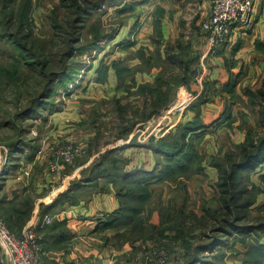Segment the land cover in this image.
<instances>
[{"label": "rangeland", "instance_id": "374dc122", "mask_svg": "<svg viewBox=\"0 0 264 264\" xmlns=\"http://www.w3.org/2000/svg\"><path fill=\"white\" fill-rule=\"evenodd\" d=\"M56 1L35 0V31L44 39L51 38L53 33L50 12ZM130 2L141 3L133 10L118 11ZM209 6L210 0H108L106 5L87 18L86 26L81 31L85 34L86 42L100 29L111 31L117 28V37L99 43L93 51L75 52V57L68 58V62L72 63V67L80 64L79 69L66 81H57L43 105H39L30 114L15 118L19 108L26 105L40 91V80L34 77L35 75L29 71H19L17 75L27 79V86L23 85L18 90L9 87L0 94V197L3 199L9 195L5 190V172L17 174V178H22L24 189L28 192L20 196L26 197L30 194L36 210L40 209L44 201L53 199L76 180L88 174L94 175V168L108 169L115 158L125 161V166L118 164L119 169L122 166L134 168L150 164L151 156L155 164L154 152L145 146L150 139L162 138L179 123L186 121L185 119H192L196 115L192 102H197L201 112L206 104L198 101V94L194 95L198 92L197 89L178 88L175 84L171 88L175 101L171 108L164 110L161 115L150 120H141L134 111H146V108L130 105L146 104L145 95L138 97L137 93L145 92L141 90L142 86L155 81L159 70L168 61L167 49L171 45L170 54H175L181 62L174 67L176 71L171 76L168 72L165 73L163 80L178 83L181 66H189L191 77L194 74L191 79L193 86L199 85V88L209 93L206 85L207 81H211L209 63L220 54L219 50L203 59L208 45L200 20ZM130 42L132 44H129ZM63 46L64 44L60 46L61 49ZM11 49V46L5 45V54ZM5 54H0V60ZM6 57L8 55L0 67L6 65L14 72V61ZM114 61H118L125 68L123 75L124 82L127 83H121ZM105 68L108 73L103 80L101 74ZM201 74L203 77L198 81ZM261 75L258 71L249 79L242 78L237 90L240 97L235 98L237 102L227 95L226 91L222 93V87L217 85L215 87L218 92H212L213 87L211 94H208L214 98L209 99L211 102L217 99L223 101L222 111L226 107L232 117L220 119L222 112L213 114L209 109L213 116L218 117L212 120L215 125L207 131V137L198 142L203 158V171L191 172L177 183L165 181L158 182L153 187L151 185L152 205L148 204L146 215L154 208L173 214L177 209L185 210L183 209L184 213H176L180 217V225L176 223V227H167L168 230L161 237L156 238L153 235L154 238L144 243L136 242L137 246L141 245V258L152 253L154 264H244L256 239L264 241L263 230L240 233L232 226L220 227L213 217L214 212L225 204V194L218 186L219 171L214 162L225 159L228 152L245 139L249 126L257 127L255 115L249 112V97L244 90L256 89ZM114 98L121 100L116 103ZM215 103L211 109L221 106ZM243 112L249 113L242 114ZM122 117L128 119L124 124ZM7 120L10 124L5 127ZM132 127L133 130L123 135L124 137L119 135L122 134L123 128ZM19 138L22 139L21 149L11 155L9 144ZM69 144H73L76 149L74 160L70 163L61 161L60 169L54 171L51 164L57 158L58 151ZM112 148L119 150L108 155L102 168H97L96 164ZM30 151L35 152L33 159L27 158ZM263 173L264 165H260L251 173H245L247 186L255 201L249 208L248 217L237 223L240 228L255 227L264 223ZM98 176V180L104 181L102 176L96 175ZM87 188L83 197L97 189ZM16 193L15 190L14 195ZM0 214L5 219L2 210ZM154 220L157 223L159 221L157 216ZM214 238H220L218 242L221 245L214 244L210 249H204ZM197 247L198 250L201 247L204 251L199 252ZM196 256L197 259H194ZM141 264H148V259H142Z\"/></svg>", "mask_w": 264, "mask_h": 264}, {"label": "trees", "instance_id": "16d2710c", "mask_svg": "<svg viewBox=\"0 0 264 264\" xmlns=\"http://www.w3.org/2000/svg\"><path fill=\"white\" fill-rule=\"evenodd\" d=\"M107 2L108 0H57L50 12L53 33L50 36L51 38L44 39L35 31V0H0V54H5V45L11 46L12 49L5 56L8 55L6 59L14 61L12 63L14 72L6 65L0 67V94L7 91L9 87L18 90L23 85L27 86V79L17 75L19 71H29L40 80L38 84L40 91L26 105L19 108L15 118L30 114L39 105H43L49 98L54 84L59 80L61 82L66 81L79 69L78 65L80 64L72 67V63L68 62V58L75 57V52L78 50L80 52L93 51V48L100 45L99 43L113 40L117 37V28L111 31L100 29L97 33L95 32L93 38L88 39L86 42L85 34L81 31L86 26L87 18L101 9ZM140 3L130 2V4H125L118 11L127 12L133 10ZM57 40L59 43H57ZM83 41L84 44H82ZM62 44L64 46L61 49L60 46ZM129 44H132V42ZM255 44L257 50L264 54V41L257 39ZM170 47L167 49L168 61L159 70L155 81L142 86L141 90L145 92L137 93L138 97H141V94L145 95L146 104L130 105L137 108L142 106L146 108V111L142 109L134 111L138 118H142L141 120H150L163 114L164 110L167 111L171 108L175 101V97L171 93L173 85L177 84L178 88H193L191 79H193L194 74L191 77L189 66L184 68V65L181 66L178 83H171L168 80L165 82L163 80L165 73L168 72L169 76H171L176 71L174 67L181 62L175 54H170ZM5 56L0 60V65L4 64ZM198 58L200 61V56ZM114 66L117 69L121 83H127L124 82L125 77L123 75L125 68L118 61H114ZM158 67L160 68V66ZM227 68L229 70L231 68L229 63ZM195 72L196 70L193 73ZM107 73L105 68L101 74L103 80L106 79ZM238 81V76L231 72L229 79L221 88L222 93L226 91L227 95H230L231 98L233 97L236 102L235 98L238 99L240 97L237 91ZM206 85L209 93L202 90L197 96L199 97L198 101H202L205 104L214 99L211 95H208L211 94L213 87L212 92L214 90L218 92L215 87L217 81H207ZM33 90L35 91V88ZM244 92L249 97V112L255 115L257 127L249 126L246 130L245 139L236 148L230 150L225 159L214 162L215 167L219 171L218 186L225 194L223 197L225 204L214 212L213 217L220 224V227L232 226L233 229L240 233H253L257 229L264 231V223H260L255 227L246 226L247 228H240L237 223L248 217L249 208L255 201L247 186L245 173H251L260 165H264V78L261 86L256 89L246 88ZM197 93H194V95H197ZM216 93L213 94L214 97ZM114 99L116 103L121 100L119 98ZM194 103L192 102L191 104L196 109V115L192 119L179 123L162 138L156 139L152 137L145 145L155 155V164L152 170H149L145 165L134 168H123L122 166L119 169L118 164L124 165L125 161L115 158L108 169L97 170L94 168L92 170L95 171L94 175L88 174L76 180L53 199L50 198L46 202L44 201L40 207V218L43 219L46 214H49L60 203H78L82 199L85 189H88L87 187H96L97 189L94 192L114 190L116 197L119 199V206L113 212L106 213L99 219L96 227L102 233V238L107 244L122 247L127 242L136 243L141 241L144 243L154 238L153 235L156 238L163 236L168 230L167 227H176V223L180 225V217L176 213H184V208H180L181 210L177 209L175 214L162 212L160 209L159 223L151 221V214L148 213L146 215V209L152 200V183L165 181L177 183L191 172L204 170L198 142L207 137V131L214 124L206 123L203 112L198 108L197 102ZM249 112H243L242 114H248ZM226 116L228 119L232 117L228 114L225 107L220 119H224ZM121 120L122 124H124L128 119L122 117ZM9 124L10 121L7 120L5 127ZM133 128H123L122 134L119 135L124 137L123 135L128 134ZM21 142V138L10 142L11 155L21 149ZM118 150L119 148L110 149L102 160L96 164V167L102 168L107 161L108 155ZM28 153L27 158L33 159L35 152L30 151ZM96 175L102 176L104 181L98 180L100 177H96ZM100 183L102 184L100 185ZM90 195L91 193L86 197H90ZM14 196L13 199H9V195H6L3 199L0 197V213L2 210L10 228L20 233L28 226L33 217L35 210L34 200L32 201L31 197H29L30 194L26 197H21L18 194ZM44 226H47V233H51L54 229L62 228L64 223L53 220L52 223ZM61 231L63 232L64 230ZM109 231H114V233L109 234ZM219 239L214 238L209 245L204 246V249H210L211 245L214 244L221 245L218 242L220 241ZM255 242L248 251V257L244 264L264 263V241L257 238ZM140 247L141 245L134 246V251L139 252ZM198 251L202 252L204 250L200 247ZM143 259H148V264L155 263L152 253H148L147 256L145 254ZM194 259H197V256Z\"/></svg>", "mask_w": 264, "mask_h": 264}, {"label": "crops", "instance_id": "0c3cea01", "mask_svg": "<svg viewBox=\"0 0 264 264\" xmlns=\"http://www.w3.org/2000/svg\"><path fill=\"white\" fill-rule=\"evenodd\" d=\"M257 39L264 41V0L257 1L251 23L234 31L230 41L220 48V54L210 61L211 81H217V86L222 87L233 72L239 78L238 90L243 77L249 79L251 75H255L259 71L262 75L257 88L261 86L264 78V54L256 48ZM228 63L231 65L230 70L227 68ZM193 89H197V94L203 90L199 88V85L193 86ZM214 103L221 106L211 109L214 107ZM223 106L224 102L219 99L206 103L203 117L207 124L212 123V120L218 117L213 114L217 111H220L218 113L220 114ZM209 109L213 114L209 112ZM211 116L212 118H210ZM190 119L191 117L185 120ZM213 124L215 125V123ZM214 125L209 129H212ZM150 158L151 165H143L152 169L154 158L153 162L152 156ZM16 175L11 172L10 174L5 173V190L9 194V199H13L15 190L19 196L28 192L27 189H24L25 183L21 181L22 178H17ZM157 183H152V187ZM150 205L152 204L150 203ZM118 206L119 200L114 190L94 192L90 197H82L76 204L60 203L49 212V215L54 217V221L63 222L65 227L54 229L51 233H47L48 225H43L44 218H40V209H36L28 226L39 228L42 241L44 237L41 254L43 261L46 264H141L143 259L141 252L134 251L136 243L127 242L122 247L107 244L102 238V233L96 229L99 219L106 213L113 212ZM150 214L152 222H155L156 216L160 221L159 208L152 209ZM108 233L112 234L114 231Z\"/></svg>", "mask_w": 264, "mask_h": 264}, {"label": "built area", "instance_id": "2783aa9c", "mask_svg": "<svg viewBox=\"0 0 264 264\" xmlns=\"http://www.w3.org/2000/svg\"><path fill=\"white\" fill-rule=\"evenodd\" d=\"M258 0H210L208 10L202 14L200 24L205 32L208 48L203 59L216 54L230 41L234 31L248 26L254 15ZM203 77L201 74L198 81ZM76 155L73 144L64 146L52 162V169L59 170L61 161L72 162ZM1 172V170H0ZM1 178V176H0ZM54 217L46 214L44 224H50ZM43 241L39 228L26 226L22 232L13 231L0 214V263L1 264H46L42 259ZM165 261V259H160Z\"/></svg>", "mask_w": 264, "mask_h": 264}]
</instances>
